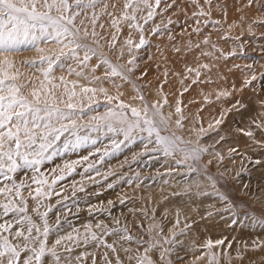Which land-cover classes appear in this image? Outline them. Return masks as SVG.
I'll use <instances>...</instances> for the list:
<instances>
[{
    "label": "rangeland",
    "instance_id": "obj_1",
    "mask_svg": "<svg viewBox=\"0 0 264 264\" xmlns=\"http://www.w3.org/2000/svg\"><path fill=\"white\" fill-rule=\"evenodd\" d=\"M124 3L125 0H103L94 10H85L87 18L82 15L77 19L78 25L80 19H85L91 31L93 12L99 17L95 31L103 39L99 45H92L97 48V56L87 62V67L71 57H61L46 80L40 69L48 65L41 64L39 57L55 59L62 49L51 40L37 41L43 52L28 44L6 54L13 65L6 70L9 75L16 74V80L6 84L22 85L29 99L36 89L43 101L47 89L53 83L58 85L54 91L60 99L51 102L66 118H53V124L68 129L44 152L43 162L37 166L39 171L24 168L14 174L17 183L23 180L29 186L21 189L28 201L29 215L43 230L39 217L47 213L49 246L69 234L78 241L64 240L57 248L65 256L69 255L63 251L65 246L73 245V264L82 253L86 254L82 264H92V254L97 264H103L100 258L105 252L115 260L116 254L102 245L97 247L95 241L84 243L83 238L93 232L98 237L103 235L97 224L108 229L127 226L132 235L144 234L146 240V230L152 226L158 249H170L160 264H208L210 253L229 263L245 259L247 251H263L264 226L253 224L244 213L264 219V164H255L256 160L264 161V144L259 143L264 141V0H161L159 6L156 0H149L155 10L152 20L144 23L141 18H146L149 10L143 4L140 7L144 11L137 12L142 33L129 28V21L121 20L119 31L112 26L113 17H120ZM168 4L173 6L169 8ZM153 28L159 31L153 33ZM141 34L146 44L139 49L133 47L130 53L125 41L131 38L138 44ZM113 35L115 47L110 49ZM92 39H88L90 44ZM63 51L68 52V48ZM100 53L129 79L109 75L111 70L100 62ZM83 55L80 51V59ZM133 57L135 63L129 65ZM2 59L4 56H0ZM26 61H36V66ZM69 66L75 71L83 67V74L70 73ZM128 67L133 68L131 73H127ZM72 81L76 82V96L71 100L74 107L68 109L65 89H73ZM81 86L96 91L85 93ZM236 100L246 107L234 109ZM121 102L128 107L121 109ZM153 103L163 105V115L168 118L161 135L175 140L177 148L171 155H165L162 146L156 144L155 134L150 137L147 132L133 129L126 139L119 130L127 128V124H121L115 114L123 113L127 121H132L136 118L131 108L143 114L145 104ZM109 109L113 115H109ZM177 120L182 126H177ZM217 120L222 123L217 124ZM109 124L117 130L109 131ZM249 131L251 137L244 134ZM193 149L207 151L199 152V160L186 158ZM189 166L197 171H190ZM205 173L212 180L206 179ZM33 177L44 183H34ZM5 183L10 182L0 177V187ZM37 188L44 195L32 199L29 191L35 196ZM216 192L228 197L234 211L226 210L228 203L221 201ZM33 208L37 211L32 212ZM189 214L200 215V221L208 215L215 216L216 222L207 230L188 232L180 224L189 220ZM10 218L11 214L0 218V223ZM216 233L217 238L212 236ZM114 238L104 236L108 243ZM208 238L225 243L208 249L204 247ZM124 247L135 250L138 245L125 243ZM142 250L141 247V253ZM159 250L151 253L156 261H160ZM127 255L119 251L124 264H135ZM48 259L51 264V257Z\"/></svg>",
    "mask_w": 264,
    "mask_h": 264
},
{
    "label": "snow or ice",
    "instance_id": "obj_2",
    "mask_svg": "<svg viewBox=\"0 0 264 264\" xmlns=\"http://www.w3.org/2000/svg\"><path fill=\"white\" fill-rule=\"evenodd\" d=\"M102 2L103 0H0V56H4V59L0 60V177L4 181L10 182L0 187V195L4 197L3 200H0V218L8 217L11 214L10 219L3 220L0 223V264H50L49 257H51V264H73V259L70 256L73 249L65 246L63 251L69 255L61 256L57 248L64 240L78 243L69 234L61 236L55 240L54 244L49 246L48 237L50 228L45 218L47 213L40 214L39 218L43 221V230H41L40 225L29 215L27 198L21 192V189L28 188L29 186L23 180L17 183L14 179V174L20 169L32 168L34 172L39 171L37 166L43 162L44 152L47 148L51 147V144L55 140L60 139V134L63 131L68 130L64 125L57 128L53 124V118L57 120L66 118L57 104L51 102L53 99H60L54 91L58 85L53 83L51 88L47 89L44 93L45 98L43 101L41 100V92L36 89L32 90L30 93L31 99H29L28 96L23 94L22 85L18 86L15 83L6 84V81L16 80V74L9 75L6 70L13 66L12 62L7 59L6 54L13 49L19 48L21 45L28 44L36 46L38 51L43 52V49L39 48L37 41L47 42L51 40L61 45L62 49L55 59L43 55L39 57L41 64L47 62L48 65L47 68L40 69L43 71L46 80L52 71L53 64L59 61L61 57H71L78 64L87 67V62L97 56V48L92 45H99L100 39H103V37H98V33L95 31L99 17L93 12L90 18L91 31H89L85 19H80L79 25L77 24V19L82 15L87 18L85 10L88 8L94 10ZM160 3L161 0H156L157 6ZM141 4L144 5V8L149 9L147 17H141L144 19V23L152 20L155 10L152 4L149 3V0H125L120 17H113L112 26L119 31V22L121 20L129 21V28H135L142 33L143 25L137 22V12L144 11V8L140 7ZM172 6V4L167 5L169 8ZM108 15L111 16L112 13H108ZM100 27L103 28L104 25L101 24ZM152 31L156 33L159 31V28H153ZM194 31H199V29H194ZM90 36L93 38L91 44L88 42ZM115 41L116 36L113 35L112 40L109 42L110 49L115 47ZM205 43H207V40H205ZM125 44L131 53L133 47L137 49L141 48L146 44V40L143 34H141L138 44L134 43L131 38L127 39ZM63 48H68V52H64ZM80 51L84 53L83 59L79 57ZM135 59V57L130 59L128 64L134 65ZM100 62L108 65V68L111 70L109 75L119 76L123 80L129 79L128 75L118 70L117 66L112 65L103 56V53H100ZM25 63L33 67L36 66V61H26ZM61 67H63L62 64ZM83 67L81 71H75V69L69 66V72H75L77 76H81L83 74ZM204 67L207 66L205 65ZM132 71V67L127 68V73H131ZM188 71H193V69H188ZM94 79L99 78L94 77ZM61 81L65 84L67 83L63 81V77H61ZM71 83L73 84V89L71 91H68L67 88L65 89L69 100L65 106L68 109L74 107L71 100L76 96V82L72 81ZM81 91L94 93L96 89L81 86ZM100 91L104 92L105 89L100 88ZM108 99L112 100L113 98L108 97ZM140 99L143 100V96ZM60 102L63 101L61 100ZM164 103H167V100ZM119 107L124 109L128 106L121 102ZM162 107L163 105L158 106L155 103L150 106L145 104L143 114L136 108H131V115L136 118L132 121H127L123 113L115 115L118 116L121 124H127V128L121 127L119 129L124 133L126 139L129 138V134L133 129L147 132L150 137L155 134L156 144L162 146L165 155H171L176 150L177 145L172 138L161 135L163 126L168 121V118L163 115ZM244 107L246 106L241 100H236L233 105V108L237 111ZM149 112H151V115H149ZM176 112H181L180 107L176 108ZM109 115H113L111 109H109ZM216 123L220 124L222 121L217 120ZM176 124L177 126H182L181 120H177ZM108 130L116 131L117 129L109 124ZM244 134L249 137L253 135L250 131ZM176 139L178 140L179 137ZM259 143L264 144V141ZM204 151H207V149L199 150V152ZM199 152L193 149L186 158L199 160ZM232 152H236V149H232ZM48 159H51V157H48ZM177 162L179 163L180 161ZM255 164L262 165L264 161L256 160ZM189 167L190 171H197L196 168ZM205 176L206 179L212 180L210 175L205 173ZM33 182L37 184L44 183V181L36 180L35 177H33ZM213 187H215L214 184ZM35 193L36 195L33 196L32 192L29 191V196L32 199H36V197L44 195L40 188L35 189ZM216 195L221 201L228 203L227 211H234L235 206L228 201L227 196L220 192H216ZM123 202L122 200L121 203ZM31 211L36 212L37 209L33 208ZM244 216L251 219L253 224L259 223L261 226H264V219L249 216L247 212L244 213ZM116 223L119 224V220ZM232 223L235 224L236 220H233ZM97 228H101L102 236L98 237L93 232L89 236H85L83 240L85 244L89 240L95 241L97 247L102 245L116 254L115 260H112L109 258L108 252H105L100 258L103 264H124V261L119 256V251L128 254L127 259L129 261L135 260V264H160V262L165 261L166 253L170 251V249H158V242L154 241L152 236V226H149L146 230V234L149 237L147 240L144 234L132 235L127 226L108 229L107 226L97 224ZM159 235L160 233L157 232L156 236ZM104 236H113L115 238L111 243H108L104 239ZM166 242L171 243L170 241ZM125 243L129 245L135 243L138 247L133 250L131 247H124ZM224 243V240H216L214 242L208 240L204 244V247L212 249L214 245H222ZM141 247L143 249L142 253ZM156 250H159L160 261L154 260L153 255H151ZM85 255L82 253L76 256V264H80L82 257ZM214 262L215 264H220L217 254L210 253L208 264H214ZM92 264H97L95 254H92ZM167 264H171V261H167Z\"/></svg>",
    "mask_w": 264,
    "mask_h": 264
},
{
    "label": "bare ground",
    "instance_id": "obj_3",
    "mask_svg": "<svg viewBox=\"0 0 264 264\" xmlns=\"http://www.w3.org/2000/svg\"><path fill=\"white\" fill-rule=\"evenodd\" d=\"M190 198V197H189ZM206 201V200H205ZM200 210H202V209H200ZM188 213H186V215H187ZM190 215V214H189ZM202 215H203V213H202ZM198 216H200V215H198ZM198 216H188V218H189V220L188 221H185V222H181V224H180V228H183V230H185L186 228V230H188V232L189 231H197V230H199V229H202L203 230V228H207L208 229V227H211L212 225H213V223L214 222H216V217L215 216H207V217H205V218H202V220L203 221H200L201 220V218H200V220L198 219L199 217ZM184 217H185V215H184ZM182 218V217H181ZM186 218V217H185ZM183 220H184V218H183ZM190 221V222H189ZM211 224V225H210ZM186 225H188L187 227H186ZM191 225V226H190ZM190 226V227H189ZM214 226V225H213ZM215 228V227H214ZM206 229V230H207ZM213 229V228H212ZM214 230V229H213ZM205 232V231H204ZM207 232H209V231H207ZM218 232V231H217ZM212 233H215V232H212ZM208 234V233H207ZM209 235V234H208ZM216 235V238H217V236L219 235V234H212V236H215ZM84 237V236H83ZM82 237V238H83ZM215 238V237H214ZM219 238V237H218ZM76 239H78V238H76ZM81 239V238H80ZM209 239V238H208ZM207 240V239H206ZM210 240V239H209ZM214 241H215V239H214ZM67 242V241H66ZM71 242H73V241H71ZM68 243V242H67ZM199 242H197V244H198ZM203 243V242H202ZM70 244V243H69ZM75 245H77L76 243H74ZM74 245V246H75ZM71 247H73V245L71 246ZM213 250H214V248H213ZM216 250V249H215ZM207 252V251H206ZM83 258H84V256H83ZM82 258V259H83ZM154 259V258H153ZM218 259H219V261H220V264H251L250 262H252V261H254L252 264H254L255 263V261H256V263L255 264H264V262L262 261L263 259H264V250L263 251H259V252H253V251H247L246 252V254H245V259H243L242 258V260L240 259V260H234V261H231V262H229V263H225V259H224V261H222L219 257H218ZM75 260V259H74ZM83 261V260H82ZM226 262H228V260H226ZM83 262H81L80 264H82ZM214 264H215V262H214Z\"/></svg>",
    "mask_w": 264,
    "mask_h": 264
}]
</instances>
